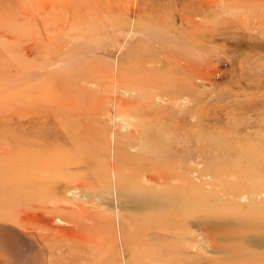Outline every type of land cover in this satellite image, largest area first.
<instances>
[{"label":"rangeland","instance_id":"1","mask_svg":"<svg viewBox=\"0 0 264 264\" xmlns=\"http://www.w3.org/2000/svg\"><path fill=\"white\" fill-rule=\"evenodd\" d=\"M197 1L0 0V264H264V2Z\"/></svg>","mask_w":264,"mask_h":264},{"label":"bare ground","instance_id":"2","mask_svg":"<svg viewBox=\"0 0 264 264\" xmlns=\"http://www.w3.org/2000/svg\"><path fill=\"white\" fill-rule=\"evenodd\" d=\"M204 1H206V0H204ZM209 1H210V2L212 1V2H213V0H208L207 2H209ZM220 1H221V0H220ZM252 1H254V0H252ZM252 1H251V2H252ZM255 1H256V0H255ZM257 1H258V0H257ZM262 1L264 2V0H262ZM190 2L194 5V7H195V6H198L197 4H199L200 6L202 5L201 3H199L200 1H197V0H190ZM207 2H206V3H207ZM228 2H229V0H228ZM238 2H239V1H238ZM241 2H242V1H241ZM258 2H261V1L259 0ZM263 2H262V3H263ZM243 3H245V2H243ZM247 3H248V2H247ZM247 3H246V4H247ZM212 4H213V3H212ZM212 4H211V6L208 4V5H207L208 8H209V7H214L215 1H214V4H213V5H212ZM215 5H216V4H215ZM263 5H264V4H263ZM243 6H244V5H243ZM257 6H258V5H257ZM204 7H205V6H204ZM237 7H239V6H237ZM214 8H215V7H214ZM247 8H248V6H247ZM247 8H245V9H247ZM257 8H258V7H257ZM261 8H263V7H261ZM248 9H249V8H248ZM249 10H250V9H249ZM258 10H259V9H258ZM260 10H261V9H260ZM263 11H264V10H263ZM256 12H257V11H256ZM261 13H264V12H261ZM257 14H258V13H257ZM258 18H259V17H258ZM183 20H184V19H183ZM187 20H188V19H187ZM196 23H197V22H196ZM193 223H194V222H193ZM198 223H199V222H198ZM189 232H190V231H189ZM170 233H171V232H170ZM178 234H179V233H178ZM180 234H181V233H180ZM200 234H201V232H200ZM166 235H167V234H166ZM168 235H170V234H168ZM185 237H186V236H185ZM199 237H200V236H199ZM201 237H202V236H201ZM203 237H204V236H203ZM166 239H167V238H166ZM197 239H198V238H197ZM197 239H194V240L197 241ZM249 240H253V239H249ZM254 240L256 241V239H254ZM257 241H258V240H257ZM259 241H260V240H259ZM251 243H252V242H251ZM259 243H260V242H259ZM259 243H258V244H259ZM252 244H253V243H252ZM188 245H189V244H188ZM256 245H257V244H256ZM189 246H190V245H189ZM212 250H213V249H212ZM230 252H232V250H230ZM233 252L236 253L235 250H233ZM234 253H233V254H234ZM236 254H237L236 256H238V255L240 256L239 253H236ZM254 255H255V254H254ZM228 256H229V255H228ZM233 256H234V255H233ZM193 257H194V256H193ZM234 257H235V256H234ZM250 257H251V261H252V260L255 261V259H252V257H254L253 254H252V255L250 254V255H248V256L246 257V261H243V262H246V263H247V260L249 261V260H250ZM259 258H261L260 255H259ZM262 258H263V255H262ZM191 259H192V258H191ZM235 259H236V258H235ZM235 259H232V260H235ZM238 259H239V258H238ZM244 259H245V258H244ZM244 259H243V260H244ZM232 260H231V257H229V260H228L227 258L222 259V261H223V262H226V263H231ZM187 261H189V260L187 259ZM194 261H195V260H194ZM256 261H257V260H256ZM197 262H198V261H197ZM197 262L195 261V263H197ZM243 262H242V263H243ZM249 262H250V261H249Z\"/></svg>","mask_w":264,"mask_h":264}]
</instances>
